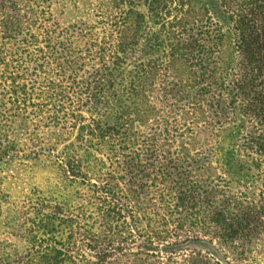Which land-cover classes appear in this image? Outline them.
Returning <instances> with one entry per match:
<instances>
[{"label":"rangeland","instance_id":"obj_1","mask_svg":"<svg viewBox=\"0 0 264 264\" xmlns=\"http://www.w3.org/2000/svg\"><path fill=\"white\" fill-rule=\"evenodd\" d=\"M209 1L0 0L13 16L0 26V264H47V246L72 247L61 264H264L262 186L235 165L240 122L213 138L198 195L159 184L164 156L208 147L194 49L212 46ZM118 120L119 139L102 134Z\"/></svg>","mask_w":264,"mask_h":264},{"label":"trees","instance_id":"obj_2","mask_svg":"<svg viewBox=\"0 0 264 264\" xmlns=\"http://www.w3.org/2000/svg\"><path fill=\"white\" fill-rule=\"evenodd\" d=\"M2 8L0 26L4 22L13 24V16H4ZM207 13L205 34L210 35L212 46L195 48L194 59L200 68L197 71L200 85L197 94L205 95L209 140L205 139L203 145L208 147H203L200 155L189 156L188 159L177 150L170 153L171 157L164 156V161L160 162L159 184L166 188L175 183L179 186L177 190L184 193L181 188L192 182L186 195H198L197 179L193 178L214 162L219 144L213 138L224 128L240 122L242 138L234 149L240 157L235 160V165L261 183L264 198V0H210ZM30 26L28 24L22 33L15 34L24 38L23 44H29L30 39L38 37ZM5 45H10L7 49L12 52H18L21 47L16 46L15 37ZM204 81L205 86L201 87ZM2 107L4 105L0 101V117L4 116ZM124 126L118 120L108 130L102 128V134L119 139L117 136L121 131L117 132V129ZM168 137L165 133L161 147L172 146ZM62 161L66 175L77 174L78 161L67 158ZM170 165L173 168L178 166L176 175L169 171ZM206 192L200 190L199 194ZM37 248L40 250L35 253L47 264H61L72 258V247Z\"/></svg>","mask_w":264,"mask_h":264}]
</instances>
